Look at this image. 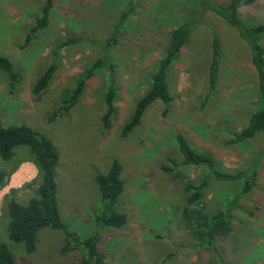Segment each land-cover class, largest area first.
<instances>
[{
  "label": "rangeland",
  "instance_id": "obj_1",
  "mask_svg": "<svg viewBox=\"0 0 264 264\" xmlns=\"http://www.w3.org/2000/svg\"><path fill=\"white\" fill-rule=\"evenodd\" d=\"M43 4L44 0H0V53L23 76L12 89L0 71V116L6 125L27 123L54 140L61 154L58 201L67 227L82 238L99 229L94 217L101 211V191L95 177L108 172L117 159L125 180L118 208L128 221L121 228L99 229L106 264H264V131L231 142L232 131L242 130L264 109L245 37L199 0H56L49 25L26 43ZM243 9L239 15L248 26L264 25V0ZM184 22L190 23L191 36L168 69L174 98L168 112L162 101H155L142 123L123 137L122 128L149 89L171 30ZM215 33L223 58L218 85L207 99ZM71 37L80 41L61 51L49 86L34 93L36 80L53 61V47ZM258 37L264 47V35ZM99 60L106 64L87 80L78 104L67 115L51 119L62 92ZM110 66L118 92L112 127L105 129L103 100ZM178 133L195 150L209 153L219 170L255 173L248 192H242L246 178L212 179L205 191L203 202L210 213L238 198L230 211L233 229L220 240L218 250L200 245L182 216L184 183L200 182L209 169L181 165L175 178L161 168L163 163L173 165L168 157L181 162ZM0 167L9 171L0 186V243L9 244L17 264H86L82 248L62 253L66 236L59 229H41L33 253L9 239L8 204L13 198L26 202L35 195L41 175L27 147L18 148L10 163L0 157Z\"/></svg>",
  "mask_w": 264,
  "mask_h": 264
},
{
  "label": "trees",
  "instance_id": "obj_2",
  "mask_svg": "<svg viewBox=\"0 0 264 264\" xmlns=\"http://www.w3.org/2000/svg\"><path fill=\"white\" fill-rule=\"evenodd\" d=\"M56 0H44L41 8V16L30 29L26 43H29L37 33L47 27L51 21L53 8ZM204 9H210L218 16L224 18L231 25L235 26L242 36L248 41L251 52V62L259 80V101L264 102V47L259 42L260 35H264V25L248 26L246 21L240 17L243 8L255 3L257 0H231L229 3H219L216 0H199ZM191 36L189 22L177 25L170 32L165 54L159 61L156 71L152 75L149 89L138 99L134 113L129 121L122 128V136L128 137L141 123L143 117L155 101L160 100L165 104V114L168 112L173 96L167 81L168 69L171 64L180 56L181 51L188 44ZM80 38L71 37L52 49L53 61L36 80L33 91L36 94L43 92L52 81L59 68L61 51L71 45L78 43ZM111 43V40L108 42ZM212 55L209 64V91L207 99L214 91L219 82L223 48L220 36L215 33L211 41ZM104 60L87 67L78 76L72 88L62 92L58 106L53 110L51 119L67 115L70 110L78 104L83 94L86 82L96 71L105 65ZM0 71L4 72L8 79L10 88L15 89L23 80L22 74L15 68L9 57L0 53ZM109 83L104 95V112L102 123L105 129L112 127L116 113V99L118 88L115 83L114 70L109 67ZM262 102V103H263ZM264 131V109L254 113L246 127L240 131H232V143L241 142ZM178 151L181 155V162L174 158L167 159L173 164H162L161 168L166 173L175 177L179 175L180 166H205L209 174L194 183L186 181L183 186L185 205L182 209V216L194 239L209 249L218 250V243L221 239L228 237L233 229L231 207L236 203L235 198L232 205L220 209L214 213L206 211L203 202L206 189L213 179L218 181H235L246 178L242 192H248L255 181V173L246 172L229 173L218 169L216 160L206 152L195 150L187 137L182 133L176 135ZM20 147H27L35 164L37 165L41 181L35 190V195L26 202H19L11 199L8 204V235L15 243H23L27 253L37 250V236L41 229L51 227L62 230L66 236V242L62 247V253L82 248L87 252L86 264H106V255L100 248V228H121L127 221L128 216L118 208L120 196L125 189V180L122 177L123 166L119 160L114 159L108 172L98 173L96 181L101 191V211L95 214V221L99 229L92 235L82 238L76 232L71 231L61 216L58 195L59 186L57 182L58 166L60 164V150L54 140L46 133L34 129L27 123L6 125L0 116V157L5 163H10L16 156V150ZM264 153V152H263ZM9 176V171L0 167V186ZM0 264H17V258L9 244L0 243Z\"/></svg>",
  "mask_w": 264,
  "mask_h": 264
}]
</instances>
